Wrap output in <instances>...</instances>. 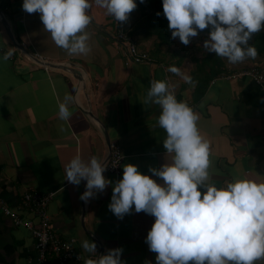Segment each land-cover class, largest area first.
<instances>
[{"label": "crops", "instance_id": "crops-1", "mask_svg": "<svg viewBox=\"0 0 264 264\" xmlns=\"http://www.w3.org/2000/svg\"><path fill=\"white\" fill-rule=\"evenodd\" d=\"M22 3L0 0L9 32L24 48L13 45L0 22V264H39L32 229L40 227L37 215L41 210L51 233L73 239L72 256L61 264H85L86 259L96 258L82 250L84 240L96 243L97 255L120 247L124 264H156V254L145 242L154 217L133 209L118 219L108 208L112 185L122 178L125 164L136 165L141 174L161 183L149 167L171 163V154L163 148L166 133L157 126L160 108L142 103L152 80L174 85L177 100L198 113V127L210 145L211 183L221 187L235 178L264 182L263 108L258 86L248 76H228L263 64L256 61H263L264 56L213 65L215 72L225 73L205 85L194 79L193 88L166 69L175 66L190 76L205 71L206 65L199 63L204 55L201 34L187 46L183 44L182 51L170 60L164 45L152 50L153 36L141 38L137 33L136 42L131 38L138 51H146L147 59L131 62L115 40L113 17L90 0L92 22L87 31L91 50L87 55L69 56L44 30L39 13L28 14ZM134 19L126 23V29L135 26ZM10 47L13 58L5 61L3 53ZM34 52L43 61L76 67L82 81L71 70L44 66L41 59L32 58ZM65 95H73L76 102L69 105L70 119L61 121L58 102ZM112 149L121 156L118 172L106 168L103 175L112 183L85 203L80 196L86 181L78 186L69 183L64 178L65 165L77 154L85 161L96 156L107 165ZM3 208L23 222L30 221V227L15 224Z\"/></svg>", "mask_w": 264, "mask_h": 264}, {"label": "clouds", "instance_id": "clouds-1", "mask_svg": "<svg viewBox=\"0 0 264 264\" xmlns=\"http://www.w3.org/2000/svg\"><path fill=\"white\" fill-rule=\"evenodd\" d=\"M94 3L122 23L137 7L134 0ZM91 6L90 0L22 3L28 14L39 13L44 30L69 56L87 55L91 50L87 31ZM162 8L171 37H178L185 46L210 29L202 45L208 52L230 64L257 57L249 41L264 29V0H162ZM13 54L10 47L2 59L7 61ZM166 71L196 87L197 82L179 68L170 66ZM174 87L165 80H152L142 100L144 105L160 108L157 126L166 133L163 148L171 154V163L149 167V172L162 182L141 174L134 164H125L122 178L112 185L108 208L118 219L133 209L154 217L145 242L156 254V264H256L264 260V182L235 178L221 187L210 182V145L198 127L199 115L177 100ZM75 102L73 95L58 102L61 121L70 119L69 105ZM106 168L96 156L85 161L77 154L65 165L64 178L76 186L86 181L80 199L87 203L112 183L103 175ZM81 248L96 255L85 264H124L120 247L97 255L96 243L84 240Z\"/></svg>", "mask_w": 264, "mask_h": 264}, {"label": "built area", "instance_id": "built-area-1", "mask_svg": "<svg viewBox=\"0 0 264 264\" xmlns=\"http://www.w3.org/2000/svg\"><path fill=\"white\" fill-rule=\"evenodd\" d=\"M114 26L116 39L123 44V53L125 54L127 59L131 62H141L146 60V54L143 51H138L135 47L133 39L127 35L125 30V22L122 23L114 19ZM31 55L42 60V58L35 52ZM11 58H13V56ZM228 76H248L258 86L259 97L263 108L262 134L264 142V66H261L259 64H252L246 68L239 70L238 72L228 74ZM120 159L121 156L115 150H110L107 169L113 173H117ZM24 197L25 199H28L30 196L26 194ZM45 200L46 199H43L42 202H44ZM3 210L5 213L12 217V220L15 224L23 223L27 227H30V221L26 220L23 222L22 220H19L13 212H10L5 208H3ZM37 216L40 227L37 229H32V234L35 238L34 245L37 252V261L39 264H43V260L45 259L46 254H51L56 257V261H58V264H61L63 260H66L72 256L71 246L73 239H60L54 233H51V231L48 230L49 228H47V215L42 210Z\"/></svg>", "mask_w": 264, "mask_h": 264}, {"label": "trees", "instance_id": "trees-1", "mask_svg": "<svg viewBox=\"0 0 264 264\" xmlns=\"http://www.w3.org/2000/svg\"><path fill=\"white\" fill-rule=\"evenodd\" d=\"M134 2L136 3L137 7L129 14L128 21L135 18V26L130 28V30L125 28L126 33L129 34V36H131L135 42L137 35H139L141 38L153 36L156 40V44L155 46H152L153 48L151 47L152 50L157 51L159 50L160 46L164 45L166 50L169 52V59L172 60L174 57L173 55H177V53L182 51L184 45L179 41L178 37L175 39L171 37V32L167 26L168 21L163 15L162 0H144L143 3H141L140 0H134ZM158 12L160 15H157ZM127 22H125V25ZM209 30L210 29H205L199 33L201 34V39L205 40L208 38ZM249 44L256 48L258 53L257 56H264V29L255 34L249 41ZM150 49H147V51H150ZM202 49L203 50L201 52L204 55L199 63L206 65L205 71L204 69H201L196 74L191 75V77L196 81L201 80L205 85L210 78L218 74L220 75L225 73L215 72L213 70V65L222 66V62L226 61V59L215 56V53L208 52L203 47ZM144 53L146 54V51ZM179 58H174L175 60L173 61H177ZM256 62L263 63L264 60H257ZM259 65L264 66V63ZM207 68L209 73L207 72ZM225 71L227 70L225 69ZM47 257L48 258L45 260L44 264H55V259L51 255H48Z\"/></svg>", "mask_w": 264, "mask_h": 264}, {"label": "water", "instance_id": "water-1", "mask_svg": "<svg viewBox=\"0 0 264 264\" xmlns=\"http://www.w3.org/2000/svg\"><path fill=\"white\" fill-rule=\"evenodd\" d=\"M0 22H1V24L3 25V28L5 29V31H6V33H7V35H8V37H9V39L13 42V45H14L15 47H17L18 49H22V50H24V48H23L22 46H20L19 44H17V43L14 41L13 37L11 36V34H10V32H9V28H8V26H7V24H6V21H5L4 17L2 16L1 11H0ZM32 58L38 60V58H35V57H33V56H32ZM38 61H40L41 64H43V65H45V66H47V67H54V68H60V69H64V70H71V71L75 72L77 78L80 79V80L82 81V77L80 76V74H78L79 71L77 70L76 67H74V66H72V65L64 64V63H51V62H47V61H43V60H38ZM105 141H106V143H108V139H107L106 136H105Z\"/></svg>", "mask_w": 264, "mask_h": 264}, {"label": "rangeland", "instance_id": "rangeland-1", "mask_svg": "<svg viewBox=\"0 0 264 264\" xmlns=\"http://www.w3.org/2000/svg\"><path fill=\"white\" fill-rule=\"evenodd\" d=\"M129 35V34H128ZM131 38V36H129ZM115 40L117 41L116 39V36H115ZM120 43V44H119ZM118 46H120V48H123V44L121 42L118 41Z\"/></svg>", "mask_w": 264, "mask_h": 264}]
</instances>
